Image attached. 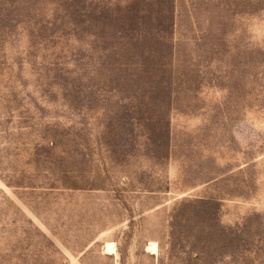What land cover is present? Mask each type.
<instances>
[{
  "label": "rangeland",
  "instance_id": "obj_1",
  "mask_svg": "<svg viewBox=\"0 0 264 264\" xmlns=\"http://www.w3.org/2000/svg\"><path fill=\"white\" fill-rule=\"evenodd\" d=\"M0 264H264V0H0Z\"/></svg>",
  "mask_w": 264,
  "mask_h": 264
},
{
  "label": "bare ground",
  "instance_id": "obj_2",
  "mask_svg": "<svg viewBox=\"0 0 264 264\" xmlns=\"http://www.w3.org/2000/svg\"><path fill=\"white\" fill-rule=\"evenodd\" d=\"M107 250L109 253H114L115 248H114V244L113 243H108L107 244ZM150 249L153 251L152 253H156L157 252V247L156 244L154 242L151 243L150 248L148 251H150Z\"/></svg>",
  "mask_w": 264,
  "mask_h": 264
}]
</instances>
